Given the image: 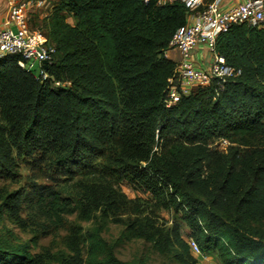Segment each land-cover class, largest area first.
<instances>
[{
    "label": "trees",
    "instance_id": "1",
    "mask_svg": "<svg viewBox=\"0 0 264 264\" xmlns=\"http://www.w3.org/2000/svg\"><path fill=\"white\" fill-rule=\"evenodd\" d=\"M52 2L42 19L54 47L48 77L18 65L19 54L0 57V114L6 117L0 173L12 174V146L41 151L67 175L98 164L114 181L173 204L203 254L216 252L221 264H264V30L239 23L221 32L213 53L239 73L167 105L176 72L164 50L185 22L182 0ZM6 132L9 148L1 141ZM216 138L229 145L209 148ZM113 194L99 185L79 195L54 188L37 194L36 205L55 226L73 212L91 221L78 231L86 243L83 262L63 249L40 259L31 251L33 239L2 227L0 264H147L142 256L119 258L117 240L102 235ZM134 230L159 249L176 244L189 254L178 231L171 238L166 231Z\"/></svg>",
    "mask_w": 264,
    "mask_h": 264
},
{
    "label": "rangeland",
    "instance_id": "2",
    "mask_svg": "<svg viewBox=\"0 0 264 264\" xmlns=\"http://www.w3.org/2000/svg\"><path fill=\"white\" fill-rule=\"evenodd\" d=\"M52 1L45 0V4L31 14L29 19L31 30L44 32L42 19L52 8ZM72 20L67 16V21L72 22ZM27 67L35 75L39 74L37 61H27ZM211 83L194 87L191 93ZM0 123H6L5 113L0 114ZM1 141L9 148L8 144L11 140L7 132L1 136ZM227 145L229 142L225 139L216 138L207 146L221 149ZM9 151L12 157V174L0 173V228L12 229L22 240L33 239L35 244L31 247V251L40 259H49V255L53 252L63 249L67 254L75 256L79 263L83 262L86 243L81 240L78 231L81 233L82 229L91 225V221H84L73 212L65 214L66 220L62 226H55L36 205L38 192L54 188L63 195L67 193L79 195L84 187L99 185L102 189L111 188L114 191L113 212H110L105 220L102 235L108 240H117L115 253L119 258L129 260L142 256L147 264H192L191 257H193L195 259L193 264H221L216 252L206 251L204 255L206 257L202 258L190 249L189 254L185 253L176 244L171 246L166 243L169 250H163L162 247L159 249L152 241L138 236L134 229L146 228L157 235L166 231L171 238L178 231L182 238L188 239L191 230L182 219L181 211L173 204L166 207L158 196L142 191L134 185L114 181L100 169L98 164L88 169H79L73 175H67L41 158V151L33 153L27 150L16 151L13 146ZM205 173L206 169H203V175ZM5 195H8L9 204H2ZM130 221L135 223L136 228L133 230L127 226ZM160 240L162 243V239Z\"/></svg>",
    "mask_w": 264,
    "mask_h": 264
},
{
    "label": "built area",
    "instance_id": "3",
    "mask_svg": "<svg viewBox=\"0 0 264 264\" xmlns=\"http://www.w3.org/2000/svg\"><path fill=\"white\" fill-rule=\"evenodd\" d=\"M182 1L187 7L185 22L174 31L164 50L167 57L171 50L178 53L174 67L176 80L166 91L167 105L174 104L182 95H188L194 87L208 84L213 79L223 82L239 73V69L235 70L222 56L213 53V44L221 32L239 23L264 30V0ZM44 4L45 0H0L3 5L0 57L19 54L17 63L21 67H27L29 60L37 61L42 79L48 77L45 65L51 61L54 47L43 32L30 29L29 19ZM200 46L205 47L209 57L203 63L194 58V52ZM53 83L69 85V81L54 80ZM187 242L194 254L206 257L192 237H188Z\"/></svg>",
    "mask_w": 264,
    "mask_h": 264
},
{
    "label": "crops",
    "instance_id": "4",
    "mask_svg": "<svg viewBox=\"0 0 264 264\" xmlns=\"http://www.w3.org/2000/svg\"><path fill=\"white\" fill-rule=\"evenodd\" d=\"M229 2H234V0H230ZM3 16V5H0V22L2 20ZM168 57L170 59L176 60L178 58V53L175 50H171L168 54ZM194 58L196 59L197 62L203 63L204 61L208 60V55L207 52H205V47L200 46L198 49L195 50L194 52Z\"/></svg>",
    "mask_w": 264,
    "mask_h": 264
},
{
    "label": "water",
    "instance_id": "5",
    "mask_svg": "<svg viewBox=\"0 0 264 264\" xmlns=\"http://www.w3.org/2000/svg\"><path fill=\"white\" fill-rule=\"evenodd\" d=\"M44 63V65H45V62H43Z\"/></svg>",
    "mask_w": 264,
    "mask_h": 264
}]
</instances>
